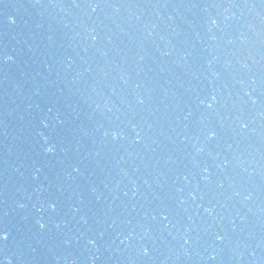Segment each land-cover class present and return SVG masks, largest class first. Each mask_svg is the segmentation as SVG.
I'll use <instances>...</instances> for the list:
<instances>
[{
  "label": "water",
  "instance_id": "water-1",
  "mask_svg": "<svg viewBox=\"0 0 264 264\" xmlns=\"http://www.w3.org/2000/svg\"><path fill=\"white\" fill-rule=\"evenodd\" d=\"M0 229V264H264V0H0Z\"/></svg>",
  "mask_w": 264,
  "mask_h": 264
},
{
  "label": "snow or ice",
  "instance_id": "snow-or-ice-1",
  "mask_svg": "<svg viewBox=\"0 0 264 264\" xmlns=\"http://www.w3.org/2000/svg\"><path fill=\"white\" fill-rule=\"evenodd\" d=\"M9 22H10V23H15V19H14V18H10ZM213 23H215V21H213ZM5 57H7V56H5ZM215 99H216L215 96H213V97H212V100L214 101ZM202 102H203V101H202ZM207 106H208L209 108H211V107H212V104L209 103ZM114 137H115V136H114ZM52 150H53V149H52L51 147H48V148L46 149V151H48V152H51ZM76 170H78V169H76ZM209 211H210V210H209ZM165 219H167L166 216H165ZM40 227L43 228L44 225H43V224H40ZM7 239H8L7 231L4 230V229H0V240H7Z\"/></svg>",
  "mask_w": 264,
  "mask_h": 264
},
{
  "label": "clouds",
  "instance_id": "clouds-1",
  "mask_svg": "<svg viewBox=\"0 0 264 264\" xmlns=\"http://www.w3.org/2000/svg\"><path fill=\"white\" fill-rule=\"evenodd\" d=\"M9 59H11V57H4V60H5V61H7V60H9ZM113 135L115 136V133H114Z\"/></svg>",
  "mask_w": 264,
  "mask_h": 264
}]
</instances>
